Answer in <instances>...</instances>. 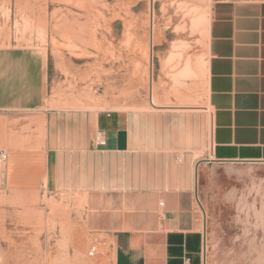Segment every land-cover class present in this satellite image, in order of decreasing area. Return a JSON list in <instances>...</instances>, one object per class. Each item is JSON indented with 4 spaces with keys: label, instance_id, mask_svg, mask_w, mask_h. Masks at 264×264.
<instances>
[{
    "label": "crops",
    "instance_id": "obj_1",
    "mask_svg": "<svg viewBox=\"0 0 264 264\" xmlns=\"http://www.w3.org/2000/svg\"><path fill=\"white\" fill-rule=\"evenodd\" d=\"M9 3L35 22L38 1ZM49 57L0 32V197L72 206L71 241L94 247L88 257L100 264H199V174L209 164H264V0L209 5L205 65L188 77L204 74L199 106L162 102L154 81L155 109L50 96Z\"/></svg>",
    "mask_w": 264,
    "mask_h": 264
},
{
    "label": "rangeland",
    "instance_id": "obj_2",
    "mask_svg": "<svg viewBox=\"0 0 264 264\" xmlns=\"http://www.w3.org/2000/svg\"><path fill=\"white\" fill-rule=\"evenodd\" d=\"M35 1L32 24L25 10L14 13L9 0H0V32L19 46L49 51L50 96L96 95L112 108H149L151 9L150 62L159 98L168 105L202 104L204 74L188 78L194 76L186 64L203 70L213 0ZM199 14L204 22L194 28ZM198 191L205 213L199 264L203 255L205 264H264V164H209L199 174ZM67 205L41 195L24 200L2 194L0 264H100L98 256L88 257L89 247L78 245L80 238L71 241L78 216Z\"/></svg>",
    "mask_w": 264,
    "mask_h": 264
},
{
    "label": "bare ground",
    "instance_id": "obj_3",
    "mask_svg": "<svg viewBox=\"0 0 264 264\" xmlns=\"http://www.w3.org/2000/svg\"><path fill=\"white\" fill-rule=\"evenodd\" d=\"M199 15H196L194 18V21L192 22L193 27L196 28L201 25L202 22H204L205 17H202ZM150 36H149V41H150V48H149V53L151 52V48L154 43V15H153V10L150 9ZM150 60V57L148 58ZM186 71L193 75L196 76L195 70L192 68L190 65V62L187 61L186 64ZM148 78H149V91H148V96H149V107L151 106L152 108H158V102L155 98L154 95V88H153V80H152V67H151V62H149V68H148ZM91 107V106H90ZM92 108V107H91ZM168 108V107H167ZM172 108V107H171ZM175 108V107H174ZM179 108V107H178ZM189 108V107H188ZM79 109V108H78ZM82 109V108H81ZM180 109V108H179Z\"/></svg>",
    "mask_w": 264,
    "mask_h": 264
},
{
    "label": "built area",
    "instance_id": "obj_4",
    "mask_svg": "<svg viewBox=\"0 0 264 264\" xmlns=\"http://www.w3.org/2000/svg\"><path fill=\"white\" fill-rule=\"evenodd\" d=\"M94 145L98 148H102L105 146V139L102 133H98L94 138ZM6 155L4 153L0 154V163L5 161ZM162 205V203H160ZM96 254V249L93 247L90 249L88 255L89 257H93Z\"/></svg>",
    "mask_w": 264,
    "mask_h": 264
},
{
    "label": "water",
    "instance_id": "obj_5",
    "mask_svg": "<svg viewBox=\"0 0 264 264\" xmlns=\"http://www.w3.org/2000/svg\"><path fill=\"white\" fill-rule=\"evenodd\" d=\"M200 206V205H199ZM201 210H202V213H203V218H204V236H205V213L202 209V207L200 206ZM204 249V247H203ZM203 264H205V256L203 255Z\"/></svg>",
    "mask_w": 264,
    "mask_h": 264
}]
</instances>
